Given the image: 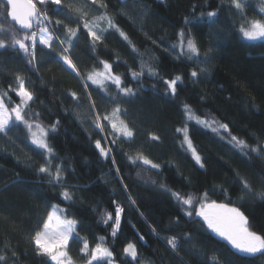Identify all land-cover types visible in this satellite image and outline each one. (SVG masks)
Instances as JSON below:
<instances>
[{"label": "trees", "instance_id": "trees-1", "mask_svg": "<svg viewBox=\"0 0 264 264\" xmlns=\"http://www.w3.org/2000/svg\"><path fill=\"white\" fill-rule=\"evenodd\" d=\"M3 2L4 0H0V3ZM65 2L77 9L74 16L83 13L79 22L74 21L70 25L79 29V39L73 40L71 58L82 76L86 77L89 72L98 70V59L107 60L113 63L114 73L123 74L127 77L125 83L136 89L138 85L128 76V69L131 67L138 70L141 59L135 58L137 54L132 51L131 41L142 57L145 68L158 58L162 65L160 71L165 74V78H172L177 74H182L184 78L175 103L169 97L160 95L164 92L165 85L152 78L143 81L145 87L138 99L120 103L121 111L115 114L133 132L134 138L129 140L122 137V132L113 128L111 116L115 105L110 102L108 93L91 81H87L89 87L86 90L84 81L78 79L63 64L58 45L55 51H51L37 41L38 72L33 71L26 63L22 53L12 48L0 49V95L7 92L11 102L18 103L20 98L11 90L10 85L12 88L18 86L17 76L24 80L26 90L33 94V101H28L30 107L26 110L29 114L32 111L41 114L35 123L47 130L56 120L60 121V128L52 143L63 164L69 169H75L74 177L66 176L68 183L87 185L90 188L87 192L76 193L82 198L81 203L72 209L75 215L68 216V219L77 220V230L81 237L88 239L90 248H94L97 243L108 247L113 251L114 258L117 261L125 260V264L131 258L125 257L122 250L129 242L136 245L139 254L156 264H160L161 259L163 264H181V258L186 264H200L202 260H215L216 264H264V261L257 258H244L243 254L234 253V250L210 232L198 233V239L194 241L197 251L203 252V256L194 254L192 244L185 243L184 251L177 257L166 247V241L162 238L182 236L192 230L191 225H184L187 218L177 216L179 210L166 193L159 191L158 186L152 187L145 183L148 180H159L173 191L180 190L193 195L196 194V186L200 187L202 193L204 189L211 190L213 185H223L228 189L232 206L241 207L257 228H264V200L259 196L233 191L230 183L234 179L233 170L239 171L253 181L255 191H260L259 174L264 167V159L253 154L252 159L242 163V159L248 158H242L238 150L225 146L208 130L202 129L192 134L190 125V138L194 146L215 165L208 168V175H204L202 171H197L190 159L185 158L180 149L182 135L175 131L183 126L177 105L187 102L193 109L194 117H214L221 123H229L233 135L245 140L250 146H255V136L264 132V40L247 41L229 33L231 22L236 20L238 27L240 21L227 10L228 0H224L225 9L216 18L218 22L215 27L222 35L212 34L211 37L207 26L210 21H197L187 27L184 24L185 17L192 18L194 6H197L196 16L201 11L209 10L204 6V0H102L108 4L107 13L98 10L99 3L90 6L88 0ZM219 2L220 0H215L212 6L215 7ZM257 8L258 0H251L247 12L249 20L256 14ZM4 10L0 8V13ZM55 11L59 14L52 15L53 21L59 19L68 23L67 8ZM108 17L113 18L128 35L129 41H125L118 32L109 30L102 33L103 43L97 45L94 53L83 24L85 21L90 24L98 22L96 30L101 31L108 27ZM52 28L56 26L53 24ZM0 29V39L10 38V30H18L17 35L24 34L17 23L11 21L10 17L5 20L2 15ZM181 29L190 30L197 40L202 41V51L212 42L218 45L213 52L215 58L210 61V74L196 84L187 76L192 70L190 62H182V58L176 57L179 48H168L169 45L178 43ZM55 34L63 38L64 29L57 28ZM161 39L164 43H152V40L159 42ZM153 84L158 90L155 93L151 90ZM109 87L114 94V86ZM73 92L80 97L78 106L77 101L70 96ZM87 92L92 93L95 101L94 111L88 102ZM200 96L206 97V100L200 101ZM96 114L100 117L98 122L103 126V131L96 129L93 124ZM105 116L109 119L105 120ZM195 127L199 128V125ZM205 132L208 134H203ZM152 136H159L160 139L153 141ZM97 139H101L102 146L113 149L117 165L121 166L119 176L111 163L101 158L94 148ZM113 140L116 141L115 145L111 143ZM38 152L22 124H16L12 128L11 139L0 134V254H6L10 258L8 264H12L13 260L15 264H44L46 259L36 254L31 236L38 230V225L42 228L41 221L46 219V202L51 200L60 204V201L56 199V191L44 183L35 171L43 162L37 155ZM121 153L133 158L142 154L153 162L164 165L163 175H158L159 170L156 169L145 171L148 166L130 167L131 161ZM169 162L177 167L169 168ZM177 170L182 175H177ZM17 175L20 183H14ZM184 177L192 178L193 188L185 186ZM124 185H127V189ZM129 194L136 201L135 206L130 203ZM110 199H115L125 208L121 219V233L115 242L111 237V229L102 223L107 214L114 216L115 205L110 204ZM212 199L217 203L227 202L220 195L213 196ZM97 205L100 206L99 211L93 212L92 209ZM65 206L61 204V207ZM140 212L144 213L146 221L139 215ZM177 219H180L179 226L171 223ZM150 226L156 228L160 237L151 232ZM162 228L173 230L161 231ZM139 235L144 236V241L138 239ZM69 243V255L75 264H84L81 259L83 254L79 252L82 244L72 241ZM12 250L17 252L18 259L11 257ZM94 264H106V261Z\"/></svg>", "mask_w": 264, "mask_h": 264}, {"label": "snow or ice", "instance_id": "snow-or-ice-1", "mask_svg": "<svg viewBox=\"0 0 264 264\" xmlns=\"http://www.w3.org/2000/svg\"><path fill=\"white\" fill-rule=\"evenodd\" d=\"M90 6H96L99 3V9L103 10L104 13L108 11V4L102 2V0H88ZM215 0H204V6L209 10L201 11L199 16L195 15L196 7L193 8L192 18L185 17V27L194 25L197 21H210L207 25L209 28V37L212 34L221 36L222 33L218 32L215 25L217 24V17L225 9L224 0L213 7ZM251 0H228L227 10L234 17H237L240 21L239 26H236V20L231 22L229 27V33L233 36L242 37L247 41L264 40V0H258V8L256 14L251 20L248 19V8ZM37 5L40 7L37 8ZM0 8H4V12L0 13L7 20L8 17L11 21L16 22L20 25V30H23L24 34L17 35L18 30L12 31V35L8 39H0V49L7 50L9 48L14 49L18 53H22L25 57L26 63L31 66L33 71H39L37 65L38 57L36 54L37 41L40 45H43L55 51L57 45L60 47L59 57L63 64L69 69L78 79L84 81V87L87 90L89 85L87 81H91L93 85H99L102 90L108 93L110 102L115 105L114 114L119 113L120 103L131 102L139 98L140 92L144 90L143 81L148 78H152L157 82H162L165 85L162 96L169 97L172 103L179 98V92L181 85L184 84V78L182 74H177L172 78H165V74L160 71L161 63L157 58L156 61L148 65L147 68L144 66L142 57L138 53L134 43L129 41L128 35L119 28L114 22L113 18H107L108 27L97 31L95 26L85 21L83 24L84 29L87 30V34L90 40V47L95 53L97 45L103 43L104 37L102 33L109 32V30L118 32L125 41H129L132 45V51L136 53L135 58L141 59V65L138 70L129 67L128 76L134 81L138 87L133 89L130 84L125 83L127 77L123 74H115L113 71V63L107 60L98 59L97 69L91 71L87 76H82L78 71L76 64L71 58V50L74 47L73 40H78V27L70 26L72 22H79L82 18L83 13L74 16L77 9L73 8L70 3H66L65 0H36L34 4L32 0H25V3H21L20 0H4L0 3ZM68 9L65 23L64 20L53 21L52 15H58L56 9L63 11ZM104 18L103 16L101 17ZM56 28H52V25ZM51 28V33H50ZM57 28L64 29L63 38L60 35H56ZM2 30V29H0ZM7 36L8 33H5ZM203 35V33H201ZM155 45L157 43H164L161 39L152 40ZM202 41L197 40L196 36L189 31L181 29L178 33V43L171 44L168 48L179 51L176 53L177 58H182L190 62L192 70L187 74L188 79L193 84L199 83L205 75L210 74V61L215 57L213 56L214 50L218 47L215 42L208 45L206 49L201 50ZM67 44V46H65ZM168 50V49H166ZM203 65V67H201ZM18 86L10 88L12 91L19 96V102H11V98L7 96V92L0 95V134L8 136L11 139L12 128L16 124H22L30 133V142L32 145L39 150L37 155L42 159V163L38 168L35 169L38 176H41L44 183H46L51 189L56 191V199L60 201V204L53 203L51 200L46 202V219L41 221L42 228L38 225V230L31 236V241L34 243V250L37 255L46 257L44 264H75L70 252V241L73 243H80L82 246L79 248V252L83 255L81 259L84 264H94L97 261H106V264H125V260H119L114 258L113 251L109 250L108 247H101L99 243L94 248H90L89 241L87 238H83L80 235V231L77 230L78 224L76 219H68L69 215H75L72 209L77 207L81 203L82 198L76 195L77 192H87L90 190L87 185H70L67 181V175L75 174V169H69L68 166L63 164V161L55 151L54 144L52 143L55 134L60 128V121L56 120L52 123L47 130L41 129L39 134L33 131V128H40L39 124L35 121L40 118V113L32 111L31 114L26 110L30 106L28 101H33V94L26 90L25 82L19 76H17ZM109 85L114 86L115 93L113 94L112 88ZM151 90L157 92L156 85H151ZM73 100L77 101L79 105L80 97L76 93H70ZM88 102L91 110L94 111L96 105L92 99V93L87 92ZM123 97L125 99L121 100ZM200 101L206 100V97L200 96ZM6 101H8L6 103ZM42 103V102H41ZM255 107V105H252ZM181 112L182 127H178L175 131L182 135V142L180 143V149L185 155L186 159H190L193 162V166L197 171H202L204 175H208V168L215 167V165L206 157L200 154L190 138L189 127L192 126V134L200 132L202 129L208 130L218 141H222L225 146H231L232 149L238 150L242 158L247 157L248 159H242V163H247L248 160L252 159L253 154L256 157L264 159V132L259 136H255V146H250L245 140L239 139L236 135L232 134L229 123H221L214 117L211 118H200L199 116L194 117L192 107L187 103L183 102L177 105ZM100 119L99 115L96 114V119L93 120V124L96 129L103 131V126L98 122ZM105 120L109 117L105 116ZM226 119V118H225ZM199 125V128L195 126ZM115 129V125L113 124ZM203 134H208L207 132ZM115 135V133H113ZM122 137H126L129 140L133 139V132L131 130L122 131ZM153 141L159 140V136H152ZM113 145L116 141H111ZM94 148L98 150L99 156L106 161H109L113 166V169L117 176L121 173V166L117 165L116 157L113 155V149L102 146L101 139H97L94 142ZM124 154V153H121ZM235 154V153H234ZM126 155V154H124ZM126 159L131 161V165L135 167L148 166L145 171L150 169H156L158 175H163L164 165L153 162L145 156L138 155L135 158L126 155ZM169 168H175L176 165L169 162ZM234 172V179L230 181L232 184L233 191H239L246 195L259 196L264 200V167L260 172V191H255L256 185L247 176L242 175L239 171ZM177 175H182L177 170ZM185 186L193 188L192 178L184 177ZM14 183H20L17 175V179ZM145 183L152 187L158 186L159 191L166 193L174 202L178 217H186L184 225H191L192 230L184 233L182 236L173 235L171 237H163L166 241V247L175 254L177 257L184 251L183 244H192V250L194 254L203 256L204 253L197 251L194 241L198 239V233L210 232L214 234L219 240L223 241L229 246L234 253L243 254L244 258H257L264 261V228H257L253 224L249 217L241 210L239 206H232V200L228 195V189L223 185H213L211 190L204 189L201 193L200 187H195V195L190 192H183L180 190L173 191L170 186L159 180H148ZM127 189V185H124ZM71 189V190H70ZM220 195L224 196L227 200L226 203H217L213 196ZM128 199L130 203L135 206L136 201L131 198L129 194ZM61 204H65V207H61ZM110 204L115 205L114 216L113 214H107V218L102 220V223L108 225L111 229V237L113 242L118 238L121 233V219L122 213L125 212V208L121 207L115 199H110ZM50 209V210H48ZM100 206H95L92 211H99ZM139 215L144 217V213L140 212ZM111 221V224H109ZM82 223V222H81ZM171 223L180 225V219H177ZM135 226L133 225V228ZM151 232L160 237V233L157 232L156 228L150 226ZM82 231V228L80 229ZM172 228L161 229V231H172ZM102 239V238H101ZM138 239L144 241V236L139 235ZM7 249V245H5ZM123 255L130 257L127 260V264H156L150 258L143 257L139 254L137 247L134 243H127L123 248ZM11 257H17V252L12 250ZM9 257L6 254H0V264H8ZM15 264V260L12 261ZM160 264H163L161 259ZM181 264H186L181 258ZM200 264H216L215 260L204 261Z\"/></svg>", "mask_w": 264, "mask_h": 264}, {"label": "rangeland", "instance_id": "rangeland-1", "mask_svg": "<svg viewBox=\"0 0 264 264\" xmlns=\"http://www.w3.org/2000/svg\"><path fill=\"white\" fill-rule=\"evenodd\" d=\"M33 2V1H32ZM34 3V2H33ZM35 4V3H34ZM40 6L39 5H37V8H39ZM90 24V23H89ZM98 24V22H92L90 25L91 26H95V28H97V25ZM50 33H51V31H50ZM111 122H112V125L114 124L115 125V130H117V131H119V132H122V131H124V130H128L127 128H126V126L124 125V123L119 119V117L116 115V114H112V116H111ZM41 129H44L43 127H41L40 126V128H33V131H35V132H37L38 134H39V132H40V130ZM29 136H30V133H29ZM101 247H104V246H102L101 245Z\"/></svg>", "mask_w": 264, "mask_h": 264}, {"label": "water", "instance_id": "water-1", "mask_svg": "<svg viewBox=\"0 0 264 264\" xmlns=\"http://www.w3.org/2000/svg\"><path fill=\"white\" fill-rule=\"evenodd\" d=\"M20 2L23 4L25 3V0H20ZM11 19V18H10ZM14 22V21H13ZM16 23V22H15ZM19 25V24H18ZM20 26V25H19Z\"/></svg>", "mask_w": 264, "mask_h": 264}, {"label": "built area", "instance_id": "built-area-1", "mask_svg": "<svg viewBox=\"0 0 264 264\" xmlns=\"http://www.w3.org/2000/svg\"><path fill=\"white\" fill-rule=\"evenodd\" d=\"M34 3H36V0H32Z\"/></svg>", "mask_w": 264, "mask_h": 264}]
</instances>
